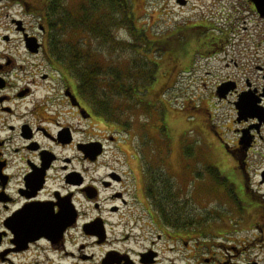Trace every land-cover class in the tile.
I'll list each match as a JSON object with an SVG mask.
<instances>
[{"label":"flooded vegetation","instance_id":"obj_1","mask_svg":"<svg viewBox=\"0 0 264 264\" xmlns=\"http://www.w3.org/2000/svg\"><path fill=\"white\" fill-rule=\"evenodd\" d=\"M160 1L165 30H139L163 35L237 206L216 221L157 206L132 142L54 75L49 0H0V264H264V28L246 27L264 17L255 0Z\"/></svg>","mask_w":264,"mask_h":264},{"label":"rangeland","instance_id":"obj_2","mask_svg":"<svg viewBox=\"0 0 264 264\" xmlns=\"http://www.w3.org/2000/svg\"><path fill=\"white\" fill-rule=\"evenodd\" d=\"M132 2L137 29H145L149 32L160 30L163 32L165 30L168 18L167 11L163 9V1L132 0ZM151 14L157 17L156 22L150 21ZM246 27L253 35L258 27L264 28V23L252 17ZM147 35L153 41L160 40L161 43L163 40L162 34L147 33ZM117 37L120 39L125 37L128 40L129 34L125 30H120ZM123 52L124 49L118 47L110 54L121 58ZM174 53L172 50L171 54L174 55ZM153 56L160 62V69L156 83L148 88L145 103L154 107L148 112L142 107L136 113L132 112L130 115H125L121 120L122 125L112 124L106 122L103 118H99L101 123L96 126V129L102 130L104 133H110L111 131L113 136L132 142L131 145H133L135 153L142 157L143 163L146 161L148 164L147 170L156 174L155 177L160 185H164L163 191H169L170 194H173L172 206L178 202L182 206H187L188 209L200 213L202 218L214 219V221L219 218L222 219L231 213L230 209L237 206L229 198L228 183L226 181V178L229 177V180H231L234 175L232 172H229L228 175L222 169L220 164L222 159L212 151L209 144L210 140L204 142V138H211V136L206 130L204 132L200 131L203 128L202 125L198 127V121L200 122V120H196L197 125L195 127L192 126L191 122L193 121L185 123L188 116L195 114L193 108L195 103L190 101L195 102V100L188 99L190 104L187 105V110L184 112L183 106L186 104L184 96L187 92L180 83L177 63L172 60L167 61L165 55L157 54ZM124 61L128 63L131 60L126 58ZM56 67L58 71L54 72L56 77H59L60 73L69 78L71 75L78 85V79L70 74L65 66L58 64ZM189 86H191V83L187 85V87ZM124 104L126 105V103ZM207 105L204 109L210 108L214 112L217 108V113L221 112V115L229 111L226 105L218 107L211 104ZM126 124L129 126H126ZM182 131H188L186 141H184L185 136L183 138L180 136ZM210 166L226 176L224 178L226 182L223 186L219 185L214 179ZM213 210H216L214 215H212ZM228 223L231 222L228 221ZM241 234H244V232H241Z\"/></svg>","mask_w":264,"mask_h":264},{"label":"trees","instance_id":"obj_3","mask_svg":"<svg viewBox=\"0 0 264 264\" xmlns=\"http://www.w3.org/2000/svg\"><path fill=\"white\" fill-rule=\"evenodd\" d=\"M134 11L132 0H49L53 58L78 79V89L95 114L116 125H122L125 115L154 107L145 103L160 69L153 55L166 53L160 40L137 29ZM120 30L127 31L128 40L117 37ZM118 47L124 49L121 58L110 54ZM126 58L131 61L126 63ZM211 174L219 185L225 184L220 172ZM163 187L155 188L152 199L157 206H172L173 194Z\"/></svg>","mask_w":264,"mask_h":264},{"label":"water","instance_id":"obj_4","mask_svg":"<svg viewBox=\"0 0 264 264\" xmlns=\"http://www.w3.org/2000/svg\"><path fill=\"white\" fill-rule=\"evenodd\" d=\"M259 13L264 17V0H255Z\"/></svg>","mask_w":264,"mask_h":264}]
</instances>
